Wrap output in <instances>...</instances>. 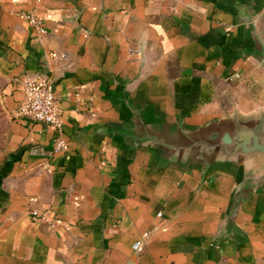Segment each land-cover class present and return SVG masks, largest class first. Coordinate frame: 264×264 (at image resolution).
<instances>
[{
  "label": "crops",
  "instance_id": "1",
  "mask_svg": "<svg viewBox=\"0 0 264 264\" xmlns=\"http://www.w3.org/2000/svg\"><path fill=\"white\" fill-rule=\"evenodd\" d=\"M263 8L0 0V264H264V155L218 145L264 129ZM34 75L54 85L66 152L16 112Z\"/></svg>",
  "mask_w": 264,
  "mask_h": 264
},
{
  "label": "built area",
  "instance_id": "2",
  "mask_svg": "<svg viewBox=\"0 0 264 264\" xmlns=\"http://www.w3.org/2000/svg\"><path fill=\"white\" fill-rule=\"evenodd\" d=\"M18 16L26 21L38 36L42 37L47 34L46 26L35 12L24 11L19 13ZM51 57H56V55L51 54ZM235 77L238 78L239 75H235ZM22 91L23 97L16 109L17 114L22 118L30 119L33 122L50 127L54 131L52 152H66L67 141L63 132L61 111L55 100L53 83L43 76L34 75L23 81ZM31 215L34 219L46 224L50 228L59 225L58 220L38 210H33ZM158 216H161V214L159 213ZM148 237L149 233H143L134 244V250L140 252Z\"/></svg>",
  "mask_w": 264,
  "mask_h": 264
},
{
  "label": "water",
  "instance_id": "3",
  "mask_svg": "<svg viewBox=\"0 0 264 264\" xmlns=\"http://www.w3.org/2000/svg\"><path fill=\"white\" fill-rule=\"evenodd\" d=\"M218 145L226 156L264 155V129L236 124Z\"/></svg>",
  "mask_w": 264,
  "mask_h": 264
}]
</instances>
